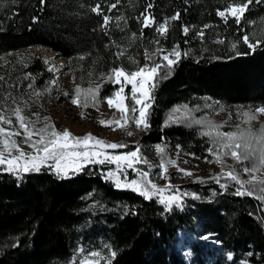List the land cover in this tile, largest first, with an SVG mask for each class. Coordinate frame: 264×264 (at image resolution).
<instances>
[{
  "label": "trees",
  "instance_id": "obj_1",
  "mask_svg": "<svg viewBox=\"0 0 264 264\" xmlns=\"http://www.w3.org/2000/svg\"><path fill=\"white\" fill-rule=\"evenodd\" d=\"M96 2L45 0L41 5L40 0H0V56L41 46L59 52L74 67L81 65L84 73L92 68L97 75L121 66L132 71L138 67L134 61L145 63L146 48L157 47L152 43L158 38L155 25L144 28L141 36L137 20L152 3L148 11L160 22L180 12V19L171 22L173 27L160 43L165 49L178 45L182 56L173 66V74L160 80L153 93L149 133L143 144L171 145L177 139L189 144L196 130L184 124L166 127L165 115L200 97L213 98L228 107L264 105V45L246 56L230 51V43L238 36L244 32L251 35L253 27L264 22V0L249 6L250 11L245 12L249 22L242 20L240 25L231 17L225 25L216 14L228 0H120L111 13L105 8L113 17L108 35L98 28L102 17L89 10ZM99 2L103 7L115 0ZM121 15L127 23L120 21L117 28L116 18ZM206 24L212 27L204 28ZM184 26L191 29L187 36ZM199 29L205 33L203 41L195 36ZM133 33L137 39L130 42ZM216 39L225 44L214 43ZM204 44L209 55L202 53ZM239 48L247 50L246 45ZM121 50L124 55L117 58ZM25 55L30 57L26 71L41 88L49 85L55 75L48 71V65L39 56ZM80 55L85 56L83 61L77 59ZM106 86L103 95L113 89L112 84ZM127 102L129 105V98ZM205 140L198 134L197 151L202 142L207 147ZM70 177H58L46 167L39 173L23 174L21 179L0 171V264H75L72 252L90 234L117 252L112 264H190L180 248V234L200 232L203 236L213 234L212 239L220 243L213 245L202 239L193 243L194 264H264V205L251 196L232 195L237 187L232 181L227 192L212 183L217 193L212 199L164 212L157 199L146 200L131 189H118L97 165ZM91 202L104 205L106 213L89 225L93 220L88 210ZM227 254L232 255V261Z\"/></svg>",
  "mask_w": 264,
  "mask_h": 264
},
{
  "label": "snow or ice",
  "instance_id": "obj_2",
  "mask_svg": "<svg viewBox=\"0 0 264 264\" xmlns=\"http://www.w3.org/2000/svg\"><path fill=\"white\" fill-rule=\"evenodd\" d=\"M120 0L107 3L102 7V3L96 2L90 6L91 13L102 17V23L98 25L100 31H103L105 35H108V29L113 17L105 13V8L108 13H111L113 9L117 8ZM187 3V0H185ZM41 5L45 3V0H40ZM253 3L260 4L261 0H228L223 10L217 9L216 14L223 20L225 25H228L229 17L234 18V23L240 25L241 21L245 19V12L250 11V5ZM84 7V5H81ZM153 7L152 3L146 5L145 11L140 13L137 17L138 23L141 25L140 34L143 36L144 28H151L155 25V31L158 34V38L152 41L157 45L154 49H145L143 65H139L138 61H134L138 64L135 71L127 72L121 67H113L110 72L102 73L101 79H106L108 82L115 84H121L119 89L113 90L105 99L109 107H115L122 115L124 125H127L129 121H133L137 128L143 126V129H148L150 124L148 123L150 113L148 109L151 107L152 102L155 100V96L152 95L149 98V93H154L158 87L160 80L168 79L174 71L173 66L178 65L181 59L182 52L178 45L169 49H165L160 43V38H166L168 30L173 27V21L180 19V12L164 19L163 22L157 21L148 9ZM43 10V9H41ZM120 21L127 23L124 16H118L116 18V27L120 28ZM37 22V19L33 18V23ZM211 25H204V28H210ZM189 26L183 27L184 35L187 36L190 32ZM121 31L123 29L121 28ZM243 31V29H241ZM203 29H199L195 32V36L199 37L202 41L204 39ZM137 39L135 33L130 37V42H134ZM218 45H224L223 39H216L213 41ZM239 45H246L247 50L240 51ZM264 45V33L261 36L248 34L244 32L243 35L238 36L235 42L230 43V49L236 56H246L255 53L256 50ZM119 47V45H117ZM250 50V51H248ZM7 55H12L8 53ZM117 58L124 55V51L121 50L117 54ZM184 56L188 55V52H183ZM159 57V59L157 58ZM30 57H19L18 63L27 67L25 60ZM78 60L83 61L84 55H80ZM0 67H4L7 61L3 56H0ZM167 62V63H165ZM45 64L49 61L45 60ZM49 72L57 73L59 69L56 67H49ZM91 76V73H89ZM154 77H159L155 83H151ZM121 78L124 80V84L121 82ZM25 79H30L31 82L27 85L31 92L24 94H13L11 89L15 85L11 82V77H6L4 74H0V171L7 172L18 179H21L23 174L27 173H39L43 167H48L53 170L58 177L71 178L68 173L71 170L74 173H79L83 170L84 166L88 164H104L108 163L116 164L117 170L109 171L106 173V178L114 180L115 186L119 188H130L132 191L137 192L140 196L146 200H152V198L159 194L158 203L164 206V212H171L173 205L175 208L183 210V196H190L193 200H200L201 197L195 193H179V189H175L171 195H163L166 191H172L173 186L168 185L166 188H159L151 176V165L147 171H142L134 167L135 164L141 161L148 165V160L142 156H138L140 151L137 148L135 151H129L124 155H112L108 156L103 151L104 148L117 149L125 147L123 144L111 143L108 144L103 140L96 139L91 134L78 138L72 135L68 130L58 131L53 124L49 122V117L44 116L41 118L39 113L27 114L30 106L38 102L43 94H51V87L38 90L34 87L35 77L30 73L25 76ZM56 81H49V85H55ZM131 84V92L129 96V105L125 107V85ZM150 85V87H146ZM5 88L8 90L5 91ZM100 86L82 89L78 84L75 86L74 94L71 97V103L73 105H80V97L83 94L84 101L82 106H89V99L92 102V106H97L101 102L100 98ZM65 97H69V93H63ZM35 98V99H34ZM146 101H148L146 103ZM218 103V102H217ZM137 105L139 107L138 118L135 117L137 112ZM207 106V105H206ZM181 107L184 109V113L181 118L173 119V116H169L165 126H169V123H185L191 127L193 124L201 127L200 135L202 137H208L210 146L206 149L209 156L214 157L213 160H208L205 157V161L208 163H217L221 165V173L218 176L213 177L214 181L219 185V188L228 191L229 181L235 182L238 187L235 188L231 194L234 196H251L259 200L264 205V123L261 124L259 130H253L251 124L253 121H257L259 116L264 115V106L256 108L249 107L247 111L237 113L238 117H241V123L247 125L242 127L236 126V130L224 132L221 131L223 125L214 124L207 118L194 119L191 117V111L187 105L180 106L174 109L175 112H180ZM221 111L223 107L221 106ZM131 113V115H130ZM83 115V113H81ZM34 117V118H33ZM101 123H105L101 121ZM108 124H112L113 121H108ZM119 124V121H115ZM129 136L132 135L131 131L127 132ZM91 142V143H90ZM31 149L30 152L23 150L24 146ZM157 153H163L164 147L160 144L155 146ZM78 149H83L80 151ZM179 150V146H177ZM178 154V153H177ZM194 155V154H193ZM230 156L236 164L240 165V171H237L235 167H230L228 171H224L223 159ZM103 157V159H101ZM199 159V157H196ZM49 162H52L51 164ZM167 164L175 165L176 161L168 160ZM187 163V161H184ZM124 165L127 168L133 169L140 179H132L130 183H127V173L124 172ZM160 178L169 180L170 178L165 175L167 169L165 162H161ZM185 176H192L193 173L179 169ZM117 172H124L125 182L120 181ZM240 172H243L248 176L247 180H242ZM225 178L224 182L221 179ZM200 183H204L201 179ZM217 193L213 192V196ZM252 215V213H249ZM261 222L264 223V218H261ZM213 238V234L204 235L202 240H209ZM220 243L219 241H215ZM84 251L83 248L80 249ZM117 255L116 251H111L110 256L105 258L98 251H91L88 256L81 259L79 264H100V260L107 259V264H112V259ZM249 256L252 253H248ZM96 258V259H91ZM228 259H232L229 254ZM241 264H246L242 261Z\"/></svg>",
  "mask_w": 264,
  "mask_h": 264
},
{
  "label": "rangeland",
  "instance_id": "obj_3",
  "mask_svg": "<svg viewBox=\"0 0 264 264\" xmlns=\"http://www.w3.org/2000/svg\"><path fill=\"white\" fill-rule=\"evenodd\" d=\"M258 26H254L251 30V34H255L256 36H261L264 33V22H260L257 24ZM43 49L50 50L48 47H40L35 46L30 48L27 51H19L11 53L12 55H4L3 57L7 61V64L4 67H0V74H4L8 77L11 73H15L14 77H11V82L15 85L11 91L13 94H24L31 92V89H28L27 85L31 82L30 79H25V76L29 74L26 71V67L23 64L18 63L19 57H28L25 53L29 52L33 55L41 57L44 61L48 60L49 67H56L59 69V72L53 73L55 75L54 79L56 81L55 85H45L41 88L37 82H35L34 87L38 90H43L46 87H51L52 91L51 94H43L40 98H38V102L32 104L30 109L28 110L29 115L32 113H39L41 118L44 116L49 117V122L55 126L58 131L68 130L72 133L73 136L78 138H83L86 135L91 134L93 137L99 140H103L108 144L117 143L123 144L125 147L111 149V148H104L103 151L106 155H124L129 151H135L137 148L140 149L138 156H142L144 159L148 160L149 164L146 165L142 161L134 165L135 168L140 169L142 171H147L149 165H151V176L150 179H153L154 182L157 184L159 188H166V186L171 185L173 186L172 191H166L163 195H171L175 191V189H179V193H195L201 197L200 200L204 199H212L213 192L215 188H211L212 183H216L213 177L218 176L221 173V165L215 162L208 163L205 161V157L208 160H213L214 157L209 156L206 149L210 146L208 141V137L206 138L205 142L207 143V147H205L204 142L199 145V150H196L197 144L195 142L198 139V134L200 135V131L202 130L200 126L193 124L191 127H187L188 129L196 130L193 134V139L190 141L189 144H184L183 140L177 139L176 141L172 142L171 145L169 144H161L164 147L163 153H157L155 146L156 145H145L143 144V138L149 133L148 129H143V126L137 128L133 121H129L127 125H124L123 120L121 119V113L115 107H109L107 104V97L113 90L119 89L121 84H115L112 82H108L106 79H101V74H95V70L90 68L89 71L84 73V68L79 65L78 67H74L70 64L67 59H64L59 52H56L60 59H57L55 56L56 54L52 55L49 52H44ZM54 52L52 49L50 50ZM231 51V49H230ZM232 52V51H231ZM203 54H207L208 50L206 44L203 46L202 50ZM234 54V52H232ZM60 54V55H59ZM55 57L54 60L51 58ZM0 63H3L0 61ZM27 64V61L25 60ZM58 64V65H57ZM135 68L132 71H135ZM10 71V72H9ZM110 72V70L108 71ZM105 72V73H108ZM131 72V71H129ZM91 73V76L89 75ZM127 74V72H126ZM14 78V79H13ZM155 78L151 81L154 83ZM122 84H124L123 78H121ZM79 85L82 89H87L89 86L96 87L100 86V98L101 102L97 106H92V102L89 99V106L83 107L84 96L83 94L80 97V105H73L71 103V97L74 94V89L76 85ZM107 84H112L113 89L110 90L107 94L105 92L107 90ZM146 87H150V85H146ZM8 89L5 88V91ZM68 92L69 97H65L63 93ZM131 92V84L125 85V107H128L127 98H129ZM153 95L152 92L149 93V98ZM35 99V98H34ZM63 100V102H60ZM148 101H146L147 103ZM218 102V103H217ZM153 104V102H152ZM207 105V106H206ZM184 106V105H180ZM177 106V107H180ZM189 110L191 111V117L194 119H204L207 118L211 120L214 124L223 125L221 131L228 132L236 130L237 125H241L242 127H247L241 123V117L237 116V113L247 111L249 109L248 106H234L228 107L225 104L217 101L213 98L208 97H200L194 101L193 104L187 105ZM221 106L223 107V111H221ZM264 106V105H262ZM137 112L134 114L135 117L138 118L139 112L138 109L141 105H137ZM152 107V105H151ZM151 107L148 109V112L151 110ZM175 107V108H177ZM171 109L165 115V123L168 121L169 116H173V119L176 118H183L182 114L184 113L183 107H181L180 112H175L174 109ZM83 113V115H81ZM131 115V113H130ZM34 118V117H33ZM104 121L105 123H101ZM108 121H113L112 124H108ZM115 121H119V124L115 123ZM264 123V115L259 116L257 121H253L251 127L253 130H259L261 124ZM185 123H169L171 125H180ZM131 131L132 135L129 136L127 132ZM201 136V135H200ZM91 143V142H90ZM179 146V150L177 149ZM205 147V148H204ZM25 152H30L31 149L28 148L26 145L23 147ZM83 151V149H78ZM178 153V154H177ZM194 154V155H193ZM196 157H199L197 159ZM103 159V157H101ZM168 160L176 161L175 165L167 164ZM165 162L166 166V173L165 175L168 176L170 179L165 180L160 178V172L162 169L160 168L161 162ZM187 161V163H184ZM50 164L52 162H49ZM224 164V171H228L230 167H235L237 171H240V165L236 164V162L230 157H224L223 159ZM97 165L101 167V170L106 174L109 171L116 172L117 165L108 163L107 161L104 164H88L84 166L83 170H85L88 166ZM124 167V172L127 173V183H130L132 179H140L138 174L133 171L131 168H127L126 165ZM48 168V167H46ZM179 169H184V171L193 173L192 176H185L183 172L179 171ZM82 170V171H83ZM81 172V171H80ZM124 172H117V175L120 178L122 183L125 182V175ZM77 173L69 171L68 175L73 176ZM240 177L242 180H247L248 176L243 172H240ZM203 180L204 183H200L199 180ZM225 178L221 179V182H224ZM114 184V180H111ZM233 182V181H232ZM235 183V182H234ZM217 184V183H216ZM209 186V188L207 187ZM238 187V185H237ZM130 189V188H125ZM153 198L159 199V194L154 196ZM183 209L186 208L190 203L197 202L199 200H193L190 196H183ZM99 202H91L88 204V210L91 211V215L93 220L88 222L89 225L94 224V219L97 218L102 220L105 215V206L101 205L98 206ZM163 206V205H162ZM164 207V206H163ZM178 209L175 208L173 205V210ZM181 210V209H180ZM102 218V219H101ZM88 225H85L82 229L86 228ZM203 235L201 232L199 234H180V248L182 249V253L185 256L186 260L190 264L193 263V256L192 250L190 246L195 243L197 240L201 239ZM95 239L94 236L90 234L88 238H83L78 244L77 247L72 252V262L75 264H79L81 259H84L85 256H88L91 251H98L104 256L105 258L110 256V252L112 251L109 244L104 240H93ZM210 243L213 245H217L215 239H209ZM83 248L84 251L81 252L80 249ZM232 256V255H231ZM229 257V254L226 255ZM96 259V258H91ZM113 260V259H112ZM232 259H228V261H232ZM246 262V261H244ZM100 264H107V259L100 260ZM241 264V263H239ZM246 264H251L246 262Z\"/></svg>",
  "mask_w": 264,
  "mask_h": 264
},
{
  "label": "bare ground",
  "instance_id": "obj_4",
  "mask_svg": "<svg viewBox=\"0 0 264 264\" xmlns=\"http://www.w3.org/2000/svg\"><path fill=\"white\" fill-rule=\"evenodd\" d=\"M43 51H44V52H45V51H46V52H49V53H51L52 55L56 54L55 57H56L57 59H60V58L57 56L58 54H57L56 52H52V51H50V50H46V49H43ZM55 57H52V56H51V58H52L53 60H54ZM57 65H58V64H57Z\"/></svg>",
  "mask_w": 264,
  "mask_h": 264
},
{
  "label": "water",
  "instance_id": "obj_5",
  "mask_svg": "<svg viewBox=\"0 0 264 264\" xmlns=\"http://www.w3.org/2000/svg\"><path fill=\"white\" fill-rule=\"evenodd\" d=\"M41 47V46H40ZM50 50H51V48H50ZM54 51V50H53ZM55 52V51H54ZM60 55V54H59Z\"/></svg>",
  "mask_w": 264,
  "mask_h": 264
}]
</instances>
